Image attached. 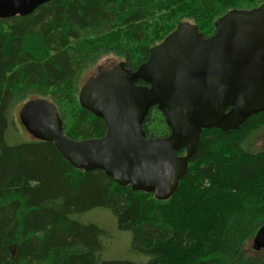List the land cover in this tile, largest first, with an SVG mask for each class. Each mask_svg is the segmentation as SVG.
<instances>
[{
    "label": "trees",
    "instance_id": "16d2710c",
    "mask_svg": "<svg viewBox=\"0 0 264 264\" xmlns=\"http://www.w3.org/2000/svg\"><path fill=\"white\" fill-rule=\"evenodd\" d=\"M261 2L51 0L30 14L0 19V264H264V249L249 254L244 248L264 224V149L244 147L264 126V111L238 129H203L166 200L119 186L101 170L74 168L51 142L10 137L16 131L11 109L29 94L54 102L70 138L102 136V119L77 98L92 62L112 53L134 69L179 21L209 36L226 11ZM142 127L146 137L169 132L155 106ZM94 206L111 209L145 262L100 258L102 230L78 220Z\"/></svg>",
    "mask_w": 264,
    "mask_h": 264
},
{
    "label": "water",
    "instance_id": "95a60500",
    "mask_svg": "<svg viewBox=\"0 0 264 264\" xmlns=\"http://www.w3.org/2000/svg\"><path fill=\"white\" fill-rule=\"evenodd\" d=\"M49 1L0 0V19L30 14ZM213 25L214 32L204 36L195 23L179 21L134 69L119 61L89 75L77 98L102 119L100 137L67 136L56 105L45 97L23 102L18 120L74 168L101 170L119 186L166 200L186 173L203 129H238L264 111V1L232 8ZM154 106L169 132L146 137L142 123ZM252 248L264 249V224Z\"/></svg>",
    "mask_w": 264,
    "mask_h": 264
},
{
    "label": "rangeland",
    "instance_id": "374dc122",
    "mask_svg": "<svg viewBox=\"0 0 264 264\" xmlns=\"http://www.w3.org/2000/svg\"><path fill=\"white\" fill-rule=\"evenodd\" d=\"M264 1V0H263ZM121 61L115 54H103L92 62L91 67L83 70L79 84H81L89 73H95L101 68L110 67ZM35 97H43L39 94H29L22 102ZM45 97V96H44ZM22 103H16L11 109V116L14 121L16 131L12 132L11 138L14 140L28 141L32 140L31 135L20 125L17 117V111ZM9 137V138H10ZM12 143V142H10ZM244 147L258 151L264 149V126H261L251 133L245 140ZM78 220L82 223H92L102 230L99 235V241L102 245L100 258L102 260H131L136 263H143L147 260V256L137 254L130 249L131 233L128 230L121 229L110 208L94 206L78 215ZM244 248L249 254H255L252 248V240L246 241Z\"/></svg>",
    "mask_w": 264,
    "mask_h": 264
}]
</instances>
